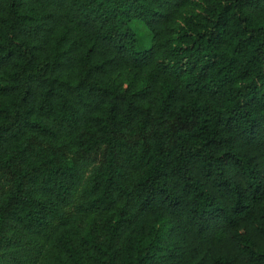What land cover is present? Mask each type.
I'll use <instances>...</instances> for the list:
<instances>
[{
	"label": "trees",
	"instance_id": "1",
	"mask_svg": "<svg viewBox=\"0 0 264 264\" xmlns=\"http://www.w3.org/2000/svg\"><path fill=\"white\" fill-rule=\"evenodd\" d=\"M0 264H264V0H0Z\"/></svg>",
	"mask_w": 264,
	"mask_h": 264
},
{
	"label": "rangeland",
	"instance_id": "2",
	"mask_svg": "<svg viewBox=\"0 0 264 264\" xmlns=\"http://www.w3.org/2000/svg\"><path fill=\"white\" fill-rule=\"evenodd\" d=\"M142 46H143V47H148V46H149L148 41H144V42L142 43Z\"/></svg>",
	"mask_w": 264,
	"mask_h": 264
}]
</instances>
